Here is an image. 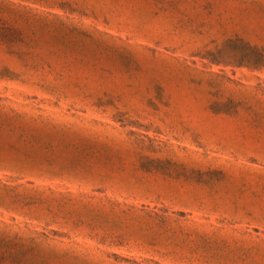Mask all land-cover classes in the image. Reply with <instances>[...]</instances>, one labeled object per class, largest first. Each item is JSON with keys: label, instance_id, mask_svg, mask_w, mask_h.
<instances>
[{"label": "rangeland", "instance_id": "1", "mask_svg": "<svg viewBox=\"0 0 264 264\" xmlns=\"http://www.w3.org/2000/svg\"><path fill=\"white\" fill-rule=\"evenodd\" d=\"M0 264H264V0H0Z\"/></svg>", "mask_w": 264, "mask_h": 264}]
</instances>
